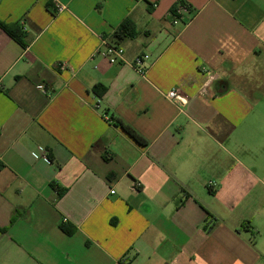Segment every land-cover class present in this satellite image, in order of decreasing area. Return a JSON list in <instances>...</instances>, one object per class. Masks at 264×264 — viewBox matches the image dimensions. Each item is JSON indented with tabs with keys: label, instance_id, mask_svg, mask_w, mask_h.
Returning <instances> with one entry per match:
<instances>
[{
	"label": "crops",
	"instance_id": "obj_1",
	"mask_svg": "<svg viewBox=\"0 0 264 264\" xmlns=\"http://www.w3.org/2000/svg\"><path fill=\"white\" fill-rule=\"evenodd\" d=\"M0 21L28 41L0 27V264H264V0H0Z\"/></svg>",
	"mask_w": 264,
	"mask_h": 264
},
{
	"label": "trees",
	"instance_id": "obj_2",
	"mask_svg": "<svg viewBox=\"0 0 264 264\" xmlns=\"http://www.w3.org/2000/svg\"><path fill=\"white\" fill-rule=\"evenodd\" d=\"M178 8H175L172 13L176 14ZM177 16V15H176ZM0 27L3 28L15 41H17L23 47L28 45L27 34L25 32L22 24H5L0 21ZM140 34L139 30L136 27V24L130 19L126 18L118 28L113 32V34L108 37V42L111 46H119L123 41L127 39H134ZM102 95V93H99ZM114 124L118 127H121L131 138H133L138 144L142 146H147L148 141L131 125L125 123L123 120L117 118L114 119ZM54 189L57 190L59 196L62 195L65 191L64 188H60L57 184L52 183ZM210 218L207 221L206 229L208 232H211L217 225L218 220L215 217L209 216ZM62 229L69 235L73 234L74 230L69 229L67 225L62 224Z\"/></svg>",
	"mask_w": 264,
	"mask_h": 264
},
{
	"label": "built area",
	"instance_id": "obj_3",
	"mask_svg": "<svg viewBox=\"0 0 264 264\" xmlns=\"http://www.w3.org/2000/svg\"><path fill=\"white\" fill-rule=\"evenodd\" d=\"M63 7L59 6L58 10L59 11H63ZM185 11V8L183 7H179L177 10L176 14L171 13V17L173 18V23L174 24H178L180 22V19L178 17V14ZM177 15V16H176ZM105 51H104V56L106 58H108V60L112 63V64H117V63H122L125 61V48L122 45L119 46H111L108 42V40H105ZM150 60V55L149 54H143L141 56H139L136 60H135V69L137 70V72L142 76L145 77L148 71L147 65L146 63ZM39 88H42V86H40ZM167 98L183 105L185 99L183 98V96H181L179 94V92L177 90H171L168 94H167ZM215 183H209L208 187L209 188H213L215 187ZM112 194H115V191L112 190L111 191Z\"/></svg>",
	"mask_w": 264,
	"mask_h": 264
},
{
	"label": "rangeland",
	"instance_id": "obj_4",
	"mask_svg": "<svg viewBox=\"0 0 264 264\" xmlns=\"http://www.w3.org/2000/svg\"><path fill=\"white\" fill-rule=\"evenodd\" d=\"M253 159L258 160L259 163L264 165V154H255V157L253 155Z\"/></svg>",
	"mask_w": 264,
	"mask_h": 264
}]
</instances>
